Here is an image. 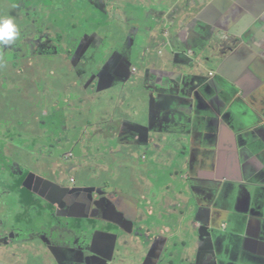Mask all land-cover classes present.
Segmentation results:
<instances>
[{
  "label": "crops",
  "instance_id": "1",
  "mask_svg": "<svg viewBox=\"0 0 264 264\" xmlns=\"http://www.w3.org/2000/svg\"><path fill=\"white\" fill-rule=\"evenodd\" d=\"M194 8L192 18L170 8L171 23L140 42L124 80L140 85L123 109L127 128L114 133L103 122L92 136L112 137L124 152L107 147L109 178L74 150L36 157L30 183L20 182L24 205L16 199L0 213L12 215L0 229V264H264V0H194ZM12 16L23 26L25 16ZM247 29L249 48L234 38ZM184 48L201 54L200 76L186 82L156 62L184 68L188 60L176 54ZM159 153L164 171L144 177L139 169ZM55 159L81 165L79 179L47 180L42 167ZM162 175H174L176 188L159 186ZM155 196L160 211L150 225Z\"/></svg>",
  "mask_w": 264,
  "mask_h": 264
},
{
  "label": "rangeland",
  "instance_id": "2",
  "mask_svg": "<svg viewBox=\"0 0 264 264\" xmlns=\"http://www.w3.org/2000/svg\"><path fill=\"white\" fill-rule=\"evenodd\" d=\"M0 1L6 7L1 16L5 14L12 16L13 13L9 10L11 0ZM173 3L177 6V14L184 10L187 11L189 18H192L195 10L194 0H32L30 8L22 13L25 16L22 27L30 26L32 31H24L25 28H21L16 17L12 16L19 26L20 35L12 45H0V72L5 69V64L10 62L7 58L11 54L14 55V59L32 65L33 70L27 77L20 75L21 81L13 88V94L8 92L11 87L8 85V79L0 75V192L10 191L15 195L10 193L5 197L0 196L1 200H5L3 205L14 206L13 198L19 200L21 206L24 205L21 178L12 172L13 163L30 168L36 165V157L39 160L47 152H55L54 157L62 154L61 159H65V154L74 150L76 154L81 155V159L99 169L101 172L97 173L100 176L109 178L111 168L110 159L106 156L107 147L112 145L110 153L117 156L115 148L121 150L120 155L124 152L122 148L114 145V138L107 137L102 140L100 136L96 138L92 136L103 130L101 121L97 123L106 114H103L102 106L108 105L110 99L114 100L115 104L111 102L113 113L118 108L121 115L127 118L123 109L128 102H132L128 98L129 92L139 90L140 85L133 82H128L126 86L120 85L104 100L102 96L106 94L102 91L93 95L100 99L89 96L88 85L96 82L95 72L106 60L105 57L102 58L104 51L106 54V46L96 43L100 39L98 30L109 23L120 27L136 24L139 30L142 26H150L157 19L161 21L167 18L170 12L166 5ZM148 13L155 14L156 19H150ZM23 32L27 33L26 37ZM47 35L51 37L52 42L57 43L61 58L71 61L69 72H74L76 76L72 82H69L71 77L69 72L68 75L56 72V63L53 62L54 50L42 51L47 44L51 47L50 43H45ZM108 36L113 37L112 34ZM132 41L136 45L140 40L137 36ZM22 51L23 55L19 56ZM153 56L158 57L156 54ZM38 57H44L45 60L42 61ZM133 66L139 72L144 67L143 64L138 66L136 63ZM16 72L19 75L21 69L16 68ZM46 77H51V80L58 84L66 82V86L64 89L51 86ZM26 79L28 84L25 82ZM16 89H19V93L15 92ZM23 115L26 118H23ZM92 123L93 125H90ZM33 126L36 128L35 139L22 132L28 128L32 129ZM67 126L68 129L64 131ZM78 141L87 144L91 151L86 153L83 147L79 148ZM152 161L153 166L139 169L146 178H149L155 169L158 172L164 171L161 170L164 168L161 153L155 155ZM32 169L35 170L33 167ZM81 170V165H72L64 160L55 159L53 163L49 161L48 165L42 167L41 173L48 176L47 180L69 185V178L79 179ZM131 174L130 170H123L120 177L131 181ZM164 176L168 178L166 182ZM52 178H56L57 181ZM173 178L174 175L158 177L159 186L165 183V186L175 189ZM155 189L156 187L153 189L154 192ZM157 204L156 196L148 202L151 206L147 215L150 225L159 214ZM2 210L4 209L0 205V211ZM5 215L6 218L0 215V225L8 224L12 218L11 213ZM161 229L164 227L161 226Z\"/></svg>",
  "mask_w": 264,
  "mask_h": 264
},
{
  "label": "water",
  "instance_id": "3",
  "mask_svg": "<svg viewBox=\"0 0 264 264\" xmlns=\"http://www.w3.org/2000/svg\"><path fill=\"white\" fill-rule=\"evenodd\" d=\"M166 8L168 9L174 8L173 13L177 11V6L175 5L173 6V4H170V5L167 4ZM181 12H183L184 14H187V11L183 10ZM170 14L168 16V20L164 19V20H161V22H159L160 20L157 19V21L154 22L153 25L144 26V27L142 26L139 30H137L136 24L125 25L123 27H120L117 25H113L114 23H109L108 25H112L115 29V32L119 34L120 39L116 40L115 42H108L106 44H102V45H105L107 48L106 54H105V51L102 54V58L105 57L106 60L104 64L102 65V67L98 71L95 72V76L97 79L96 82L89 84L88 88L90 89L93 85L97 87L96 92H100L99 91L100 87H103L105 89L102 92H105V91L114 92V89L116 87L120 85L126 86L129 81L124 82V80L127 78V76L129 80H131L132 61L135 58H138V55L140 52L138 49V46L142 45L140 42L147 41L146 40L147 35H149L148 33L151 30L157 29L158 27L163 28L165 24H170L171 23ZM108 25H104V26H108ZM21 28L27 29V27H22V26ZM251 31H252L251 29H247L239 34H234V38L237 39L240 45H243L244 47L249 48V43L247 41V38L252 35ZM137 36L139 37L140 41L135 45L132 40L137 38ZM114 37H116V35ZM132 45H135L133 49H132ZM176 54L186 58L188 60V63L185 65L184 68L178 69V68L172 67L165 58L158 57L156 59V62L159 64H163L165 66V69H162L163 72H170V73L177 72L183 78L184 82L194 80L195 78L200 76L201 73L199 71V67L201 66V62H200L199 57L201 56V54L199 51H197L196 49L192 51L189 48H184L176 52ZM152 55L153 54H151L150 57ZM120 58H122L121 61L125 62L126 64H124L121 67H116L112 69V66L114 65V63ZM94 65H95V62L93 63V66ZM115 80H118V81L115 82ZM167 91L168 90H165V89L161 90V92H167ZM111 95L112 94L102 96V100L106 99L107 97H110ZM111 102L115 104V101L114 100L111 101L110 99L108 105L105 104L102 106V108H104L103 114L106 113L105 115L107 116L108 119L102 120L101 125L103 124V122H111L112 124L107 128V130H112L114 131V133H117L118 131L121 134L123 130L127 128V122L124 119V117L121 115L120 111H118L117 106H116L117 111L113 113ZM29 175H32V174L30 173ZM0 229H5V225H0Z\"/></svg>",
  "mask_w": 264,
  "mask_h": 264
},
{
  "label": "trees",
  "instance_id": "4",
  "mask_svg": "<svg viewBox=\"0 0 264 264\" xmlns=\"http://www.w3.org/2000/svg\"><path fill=\"white\" fill-rule=\"evenodd\" d=\"M22 3L23 2L21 1V3L19 2L18 5L16 6V7H18L20 9V11L17 12L18 13L17 14V17H19L21 15L19 13L21 12V9L22 8H25L26 9V8L29 7V5L24 6ZM27 29H32V27L29 26V27H27ZM98 33H99V36H100L99 42H96L98 45L99 44H101V45L102 44H106L108 42H115L116 40H119L120 39L119 34L117 32H115V29H114V27L112 25H108V26L102 27V29L98 30ZM108 34H112L113 37L108 36ZM115 35H116V37H114ZM45 41H47L48 43H50L51 47L54 48L55 58H54L53 62L56 63V67H55L56 72L57 73H60V74H66V75H68L69 65L71 64V61L70 60H63L61 58V55H60L59 51L57 50V43L52 42L51 41V37L49 35H47V38H45ZM92 53H94V52L92 51ZM39 59H41L42 61L45 60L44 57H39ZM32 70H33V66L30 65V67L24 68L23 71L21 73H19V74L22 77H27L28 74H29V72H31ZM105 73H106V71H105ZM69 74L72 77V78L70 77L69 82H72V80H75L76 79V76H75L74 72L70 71ZM46 78H47V80H49L51 86L59 87L61 89H64V87L66 86V82L65 83H62V84H58V83L53 82L51 80V77H46ZM25 82L28 84L27 79L25 80ZM70 88H72V87H70ZM96 89H97V87H95V86L92 85V87L88 91L90 97H94L93 95L96 92ZM104 90L105 89L103 87H100L99 88V91L100 92L101 91H104ZM106 95H110V94H106ZM94 98L95 99H100V97H94ZM35 130H36V128H35V126H33V128L31 129V131L30 130L29 131L31 133H33V135H35ZM17 169L19 170L18 167H17ZM30 180H31V177H30L29 174H27L26 178L23 180V183L27 185V184L30 183Z\"/></svg>",
  "mask_w": 264,
  "mask_h": 264
},
{
  "label": "flooded vegetation",
  "instance_id": "5",
  "mask_svg": "<svg viewBox=\"0 0 264 264\" xmlns=\"http://www.w3.org/2000/svg\"><path fill=\"white\" fill-rule=\"evenodd\" d=\"M11 1H12V0H11ZM31 3H32V0H28V1H23L22 4H23L24 6L29 5V7L26 8V9H29ZM1 6H3V3L0 1V12L3 14V10H4V8L2 9ZM18 11H20V9H19L18 7H14V12L17 13ZM13 15H16V16H17V14H15V13H13ZM0 16H1V15H0ZM19 17L24 18V15L21 14ZM30 30L32 31V29H25L24 31H30ZM23 33H25V32H23ZM26 36H27V33H25V37H26ZM45 43H48V42L45 41ZM48 47H49V44H47V46H46L47 49H46V48H45V49H42V51L44 52L45 50H50V49H51V50H54L53 47H49V48H48ZM23 51H24V50H23ZM23 51L20 52L19 56L23 55ZM13 56H14V55L11 54V55L7 58V59L10 60V62L7 63V64H5V69H4L3 71L0 72V75H1L2 77H6V78L8 79V85L11 86L8 92L11 93V94H13V93H12V92H13V88L17 87L18 83L21 81V80H20V74H19V75L16 74V73H17V72H16V68L21 69V72H22L24 68H26V67H30V64H27L26 61L16 60V59H14ZM38 59H39V57H38ZM11 60H12V61H11ZM124 64H126V63L123 62V61H116V62L114 63V65L112 66V69H114V68H116V67H121V66H123ZM117 81H118V80H115V82H117ZM15 92H16V93H19V89H16ZM23 118H26V116L23 115ZM29 130L31 131V129L28 128V129H26V130H22V132H24V134H27V133H28V135L33 136V138L35 139L36 137H34L33 133H31ZM59 140H60V138H59ZM29 149H30V145H29ZM17 167L19 168V170L17 169ZM12 172H13L16 176H19L21 179H23V178H26V176H27V174H28V172H29V168H28V167H23L21 164H18V163H13ZM70 180H71V182L73 181V179H70ZM10 193H11L10 191H8L7 193H2V192H0V196L5 197L6 194H10ZM11 194H12V193H11ZM13 196H14V195H13ZM12 200H13V202L16 201L15 198H13ZM0 202H1V203H5V200H1V199H0ZM8 207H12V206H7V205H6V210H7Z\"/></svg>",
  "mask_w": 264,
  "mask_h": 264
},
{
  "label": "clouds",
  "instance_id": "6",
  "mask_svg": "<svg viewBox=\"0 0 264 264\" xmlns=\"http://www.w3.org/2000/svg\"><path fill=\"white\" fill-rule=\"evenodd\" d=\"M20 35L19 26L15 22L12 16H0V45L10 46L15 43ZM117 61H121L118 59ZM1 207L4 209L0 211L3 213L6 210V205L0 203Z\"/></svg>",
  "mask_w": 264,
  "mask_h": 264
}]
</instances>
